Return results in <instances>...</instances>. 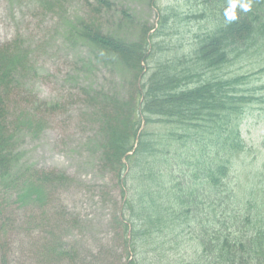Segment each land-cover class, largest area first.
I'll return each mask as SVG.
<instances>
[{
	"label": "trees",
	"instance_id": "trees-1",
	"mask_svg": "<svg viewBox=\"0 0 264 264\" xmlns=\"http://www.w3.org/2000/svg\"><path fill=\"white\" fill-rule=\"evenodd\" d=\"M187 1L190 10L182 12L179 4L175 9L195 17L199 26L190 29L192 41L182 50L169 53L156 40L164 35L157 29L149 35L154 28L148 26L138 38L106 33L94 23L76 30L99 59L133 73L125 96L94 87L106 97L101 165L116 176L122 221L127 230L135 225L132 237L146 242L145 237L171 236L172 246L196 237L198 254L178 264H264V133L255 156L243 137L249 115L257 110L264 115V95L251 86L249 75L236 70L247 59L264 56V0H242L251 5L247 12L236 0L237 19L231 21L226 18L231 0ZM15 52L0 53V168L6 175L13 154L5 143L12 139L5 99L17 72L7 62ZM27 172L20 192L29 182L39 189L65 182V177L52 182L51 172L42 179L31 176L30 166ZM28 196L45 198L35 191L23 200Z\"/></svg>",
	"mask_w": 264,
	"mask_h": 264
},
{
	"label": "rangeland",
	"instance_id": "rangeland-1",
	"mask_svg": "<svg viewBox=\"0 0 264 264\" xmlns=\"http://www.w3.org/2000/svg\"><path fill=\"white\" fill-rule=\"evenodd\" d=\"M178 1L0 0V53L16 51L7 67L17 66L5 99L12 136L5 143L13 162L10 175L0 168V264H178L196 257L201 249L196 237L172 246L171 236L145 237L144 242L132 237L135 225L133 231L126 229L116 176L101 165L106 97L94 87L125 96L133 73L99 59L76 32L80 24L94 23L106 33L138 38L148 26L154 28L149 35H164L156 40L169 53L182 50L192 41L190 29L199 24L195 17L179 15L176 6L183 12L190 3ZM125 12L133 16L127 19ZM236 70L249 75L251 86L264 95V56L251 57ZM263 131L264 115L257 110L243 124L253 156ZM29 166L35 169L31 176L42 179L51 172L52 182L60 177L65 182L41 189L29 182L20 192ZM35 191L44 200H23V194Z\"/></svg>",
	"mask_w": 264,
	"mask_h": 264
},
{
	"label": "clouds",
	"instance_id": "clouds-1",
	"mask_svg": "<svg viewBox=\"0 0 264 264\" xmlns=\"http://www.w3.org/2000/svg\"><path fill=\"white\" fill-rule=\"evenodd\" d=\"M237 7V2L236 0H231V3H230V6H229V9L228 11L226 12V18L227 20L231 21V20H235L237 19V16H236V12H235V9ZM239 7L244 11V12H247V11H250V8H251V5L250 3H244L240 2L239 4Z\"/></svg>",
	"mask_w": 264,
	"mask_h": 264
}]
</instances>
